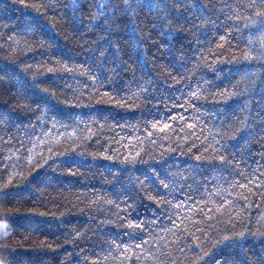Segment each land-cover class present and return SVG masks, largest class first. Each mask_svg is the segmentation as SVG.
<instances>
[{
    "label": "trees",
    "instance_id": "1",
    "mask_svg": "<svg viewBox=\"0 0 264 264\" xmlns=\"http://www.w3.org/2000/svg\"><path fill=\"white\" fill-rule=\"evenodd\" d=\"M179 5L0 0L5 264H264V0Z\"/></svg>",
    "mask_w": 264,
    "mask_h": 264
},
{
    "label": "snow or ice",
    "instance_id": "2",
    "mask_svg": "<svg viewBox=\"0 0 264 264\" xmlns=\"http://www.w3.org/2000/svg\"><path fill=\"white\" fill-rule=\"evenodd\" d=\"M127 2V0H126ZM177 3H178V6L182 7V5H179V0H177ZM94 19L96 18L95 16L93 17ZM93 79H96V77H93ZM197 93H192V95H196ZM221 160L224 159V157H220ZM29 162H31V157H29ZM165 187H167V185H165ZM135 223V222H133ZM140 227H143V225H140ZM0 264H5V261L4 260H0Z\"/></svg>",
    "mask_w": 264,
    "mask_h": 264
}]
</instances>
